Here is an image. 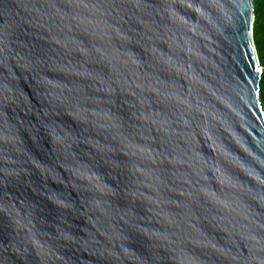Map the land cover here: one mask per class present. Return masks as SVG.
Returning <instances> with one entry per match:
<instances>
[{"label":"water","instance_id":"1","mask_svg":"<svg viewBox=\"0 0 264 264\" xmlns=\"http://www.w3.org/2000/svg\"><path fill=\"white\" fill-rule=\"evenodd\" d=\"M253 0H0V264H264Z\"/></svg>","mask_w":264,"mask_h":264},{"label":"trees","instance_id":"2","mask_svg":"<svg viewBox=\"0 0 264 264\" xmlns=\"http://www.w3.org/2000/svg\"><path fill=\"white\" fill-rule=\"evenodd\" d=\"M254 3V23L253 39L256 46L258 58L262 66L260 79V100L264 109V0H253Z\"/></svg>","mask_w":264,"mask_h":264}]
</instances>
